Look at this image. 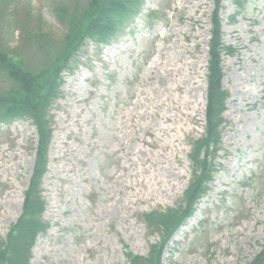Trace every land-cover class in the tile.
<instances>
[{
  "label": "rangeland",
  "instance_id": "obj_1",
  "mask_svg": "<svg viewBox=\"0 0 264 264\" xmlns=\"http://www.w3.org/2000/svg\"><path fill=\"white\" fill-rule=\"evenodd\" d=\"M71 1L0 0V23L11 20L1 34L4 46L39 67L44 54L26 45L25 32L60 39L67 27L54 8ZM233 1L222 2L224 41L238 52L224 56L230 96L213 154L218 169L193 216L171 237L164 264H247L264 245V0H249L239 13ZM214 8V0H146L109 44L88 40L73 69L64 71L50 111L53 139L42 184L43 218L50 226L38 236L31 264H129L127 252L147 256L162 240L142 215L185 203L191 143L205 133ZM10 84L0 72V88ZM185 98L189 107L178 109L192 116L163 148L155 131L168 123L152 111L178 113L177 100ZM37 142L29 118L0 124V240L23 212ZM165 156L181 173L174 190L154 186L150 195L134 196L133 189L148 188L130 170L142 162H152L153 170V161ZM158 172L170 176L169 170Z\"/></svg>",
  "mask_w": 264,
  "mask_h": 264
},
{
  "label": "trees",
  "instance_id": "obj_2",
  "mask_svg": "<svg viewBox=\"0 0 264 264\" xmlns=\"http://www.w3.org/2000/svg\"><path fill=\"white\" fill-rule=\"evenodd\" d=\"M75 1L54 8L58 19L67 27L60 39L46 31L25 32L26 45L35 47L45 57L36 68L22 59L18 52L4 46L5 35L1 34L5 23L10 24L11 20L4 19L0 23V72L12 83L0 88V124L26 117L33 121L38 132L34 169L24 192L23 212L11 226L7 237L0 240V264H31L37 238L50 226L43 218L46 201L42 184L53 139V117L50 111L61 94L64 71L73 69L88 40L108 44L124 31L139 14L145 0H86L83 5ZM215 1L209 42L206 130L200 139L191 143L189 158L193 176L184 193L185 203L164 212L143 213L149 230L162 234V240L151 246L147 256L127 252L129 264H163L169 240L193 215L196 204L209 190L214 171L218 169L213 162V154L220 147L223 113L227 109L229 97L223 86V55H235L237 49L223 41L220 0ZM246 2L235 0L240 9L245 7ZM247 184H251V179L245 182ZM247 264H264V245Z\"/></svg>",
  "mask_w": 264,
  "mask_h": 264
},
{
  "label": "bare ground",
  "instance_id": "obj_3",
  "mask_svg": "<svg viewBox=\"0 0 264 264\" xmlns=\"http://www.w3.org/2000/svg\"><path fill=\"white\" fill-rule=\"evenodd\" d=\"M191 100L190 99H179L177 100V103L179 105L175 106V109L179 110L178 108L185 104V107H189L190 102H188ZM176 102V101H173ZM160 105V104H158ZM166 107V105H165ZM153 115H160V118L164 121L167 122L168 124L166 125H161L158 127L157 131H155L156 133V137L159 139H162V141H164L162 147H168L169 145H172L177 139V132L175 133H171L172 131H176V127H179L180 130L185 128L182 126L183 123V119L186 118L188 119V117L192 116V114L190 112H183L181 110L178 111V113H174V114H167V113H160L159 111H157L156 109H154L152 111ZM178 124H180L178 126ZM149 127V125H147V128ZM141 152H144V154H147V152H145L144 150H142ZM159 155L156 156V159H159ZM132 163H136L135 161H133ZM154 164H158L155 169L151 170L150 166L153 167L152 162L150 163V166H146L144 165V162H142V166L140 168H137L136 170H130V173L133 174L136 178L137 184L141 185V186H147V191L146 193L143 192V190H139L133 189V194L136 197L139 196H145L146 194L150 195L151 191L153 190H158L159 188H162V191L164 193L166 192H170L173 191L175 188V183L174 180L179 178L181 173L174 170L173 166L171 164V159L169 156H165L164 159L158 161V162H154ZM169 170L170 171V176L168 178H163V177H159L160 173L158 172V170ZM120 178V176L118 177ZM126 186H130L131 188H133V186L130 184H126Z\"/></svg>",
  "mask_w": 264,
  "mask_h": 264
}]
</instances>
